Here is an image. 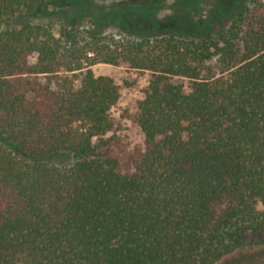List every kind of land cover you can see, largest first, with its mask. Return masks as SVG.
Instances as JSON below:
<instances>
[{
  "label": "trees",
  "instance_id": "16d2710c",
  "mask_svg": "<svg viewBox=\"0 0 264 264\" xmlns=\"http://www.w3.org/2000/svg\"><path fill=\"white\" fill-rule=\"evenodd\" d=\"M99 64L149 74L130 172ZM263 246L264 0H0V264H217Z\"/></svg>",
  "mask_w": 264,
  "mask_h": 264
},
{
  "label": "rangeland",
  "instance_id": "374dc122",
  "mask_svg": "<svg viewBox=\"0 0 264 264\" xmlns=\"http://www.w3.org/2000/svg\"><path fill=\"white\" fill-rule=\"evenodd\" d=\"M92 1L96 4H108L111 0ZM57 19V17H53L48 20H35V22L45 24L48 23L47 21L57 22ZM55 22L51 26L53 34L57 33V23ZM33 61L34 58L31 62ZM91 70L95 76L112 78L119 87L120 99L111 109V116L116 127L114 133L120 140V146L114 149V155L119 159L123 171L130 172L134 159L144 154L145 146L143 135L136 124L129 119V115L132 114L136 102L141 98V92L147 85L149 74L131 71L124 66L112 67L102 64L93 66ZM258 208L261 210L262 206L258 205ZM217 264H264V246L249 247L237 251L226 256Z\"/></svg>",
  "mask_w": 264,
  "mask_h": 264
}]
</instances>
